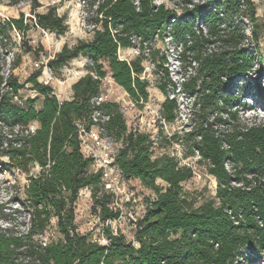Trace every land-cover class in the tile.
I'll return each instance as SVG.
<instances>
[{"label":"trees","instance_id":"trees-1","mask_svg":"<svg viewBox=\"0 0 264 264\" xmlns=\"http://www.w3.org/2000/svg\"><path fill=\"white\" fill-rule=\"evenodd\" d=\"M182 10L179 14L155 0H100L93 37L65 45L48 62L56 72L79 56L89 60L87 69L95 76L88 73L78 79L70 99L59 98L51 86L41 84V70H36L26 80L36 97L19 103L15 96L25 84L0 72V122L9 136L1 151L9 158L6 168L15 166L29 174L33 166L39 167L25 187L29 231L17 234L0 227V264H259V256H264V121L249 124L240 116V107L247 103L234 89L250 72L264 73L257 30H252V46L244 26L247 20L257 22L256 2L187 0ZM36 16L45 30L63 35L69 29L66 16L55 6ZM24 21L22 14L0 24V35L5 36L7 26L24 32ZM166 35L180 45L184 72L177 93L190 99L192 119L188 131L165 139L168 144L183 142L216 178L215 197L201 203L184 186L195 179L191 167L169 154L156 155L160 147L154 145L152 133L130 129L118 103L92 102L108 73L137 105L147 102L145 50L149 56L152 42ZM136 38L141 53L131 60L120 58V50L133 47ZM170 85L177 89L165 69L159 88L166 95L161 116L168 123L180 111L178 95H168ZM257 93L264 104V87L257 85ZM97 109L108 117L103 122L106 134L121 142L115 160L124 177L139 179L155 193L135 223L132 240L104 225L107 242L101 243L81 233L75 222V203L84 188L92 190L94 214L102 223L120 215L109 206L111 193L98 194L102 173L93 171V157L81 147L78 124L89 131ZM32 123L38 126L27 133ZM53 218L60 237L40 239Z\"/></svg>","mask_w":264,"mask_h":264},{"label":"rangeland","instance_id":"rangeland-1","mask_svg":"<svg viewBox=\"0 0 264 264\" xmlns=\"http://www.w3.org/2000/svg\"><path fill=\"white\" fill-rule=\"evenodd\" d=\"M100 0H0V24L11 19H17L24 15L25 31L21 32L15 28L6 27L5 36L0 35V72L5 77H14L18 83L25 84L27 78L33 74L37 68L34 63L50 58L52 59L65 45L70 47L78 43L79 40H89L93 37V27L96 24L97 14L96 6ZM157 3L165 2L168 7H173L182 13L187 0H155ZM204 1V0H194ZM257 6V22L254 24L245 21V30L247 33V42L255 46L252 30L256 29L258 34V49L264 55V0H255ZM39 5V6H38ZM55 6L58 14L67 18L69 25L68 31L59 35L55 32L45 30L38 26L36 13L47 12L50 7ZM200 26V23L197 24ZM152 52L146 49L147 59L144 61L145 77L149 80L148 90L150 96L147 102L137 105L131 103V97L124 88L112 81H106V92L108 100L118 103L124 113L130 129L138 128L153 134L157 144L156 155L169 154L176 157L182 166H189L195 172L197 178L190 179L184 183L185 189L193 194L198 203L205 199H210L216 195L215 179L206 171L203 162H198L199 156L191 155L187 147L181 141H174L168 144L165 137H171L175 133L183 134L191 128V101L189 98L177 93L179 84L183 80L182 74L184 67L178 59L180 45L174 42L171 36L156 38L151 44ZM257 47V45H256ZM141 53L139 39H135L133 47L121 49L119 57L122 59H134ZM163 57H166V61ZM87 60L82 56L70 61L66 67L54 71L58 80L54 81L57 92L65 91L69 86L77 81L73 78L68 69L78 68ZM68 68V69H67ZM165 69L170 71L172 79L177 84V89L173 90V85L168 87L170 97L178 95L180 101V111L174 122L168 123L161 116V104L166 99V95L161 91L159 85L165 77ZM108 73L106 78L110 79ZM61 80V82L59 81ZM257 85L264 87V73L260 70L250 72L246 77L238 79L235 92L240 93L242 102L247 106L240 107L239 114L247 123L264 121L263 100L257 93ZM32 89L21 88L19 90L18 100L23 101L27 97L33 96ZM2 86V92H4ZM253 95V96H252ZM36 97V96H35ZM36 106L41 103V96H38ZM262 102V104H260ZM128 108L125 109L124 107ZM0 130L2 138L0 142V227L7 228L14 233L21 234L29 231L30 220V202L25 193V187L29 183V175L37 174L39 167L33 166L30 173H26L17 167L6 168L9 163L8 156L4 155L5 139L9 137L7 127L1 125ZM119 147L121 142L117 141ZM158 183L165 185L159 179ZM124 214L121 221L113 223L112 228L116 232L123 233L127 239H134L135 223L143 216L146 210V201L148 198H154L155 193L145 187L139 179H131L125 187ZM133 194V198L127 201L126 196ZM95 199L90 188L80 190L78 199L75 203L76 224L81 233H90L95 240L104 239L103 226L94 214ZM57 218L52 219V223L46 228L43 234L38 235L42 240L57 239L60 234L56 228ZM259 264H264V256H259ZM250 264V263H249ZM257 264V263H253Z\"/></svg>","mask_w":264,"mask_h":264},{"label":"built area","instance_id":"built-area-1","mask_svg":"<svg viewBox=\"0 0 264 264\" xmlns=\"http://www.w3.org/2000/svg\"><path fill=\"white\" fill-rule=\"evenodd\" d=\"M50 58L39 60L34 63L35 68L37 70H41V73L38 77V80L41 84L44 85H49L54 89L55 94L60 98L59 93L56 90V87L53 85L55 80H58L56 76L54 75V70L49 66ZM87 63H83L80 65L78 68L75 69H68L69 74L73 77L76 78L77 80L80 79L81 77L87 75L88 73H91L92 75L95 76V74L87 69V65L90 63L88 59ZM109 81L112 83H116L112 77L110 79H107L106 77L102 79V84H101V93L99 96H97L95 99H93V103L96 106H99L102 102L108 100V93L106 92V81ZM61 82V80H59ZM117 84V83H116ZM27 88L32 89L30 83H26L25 85ZM33 91V96L35 97L37 95V92L35 90ZM18 96H15V100H18ZM28 98V97H27ZM19 103H22L23 100L20 99L17 101ZM131 103L134 105V101L131 99ZM125 109L128 107L125 106ZM93 121L94 125L92 128L88 131L85 127V124L79 123L78 128H79V136H80V141H81V147L82 150L84 151L85 154L90 155L93 157V164H92V169L94 172H101L102 173V181H101V186L100 190L98 192L99 195H102L104 192H109L112 194V200L110 202V208L114 211H119L120 215L116 219H108L105 222H101L102 225H112L113 223H118L121 221V218H123L124 214V197L123 193L125 187L128 184V181L124 175L120 167L116 164V155L118 153L119 145L117 144V141H115L111 136H108L106 134L105 128L103 126L104 120H106L108 117L102 115L101 111L97 109L93 116ZM38 124L37 123H32L29 125L28 129H26V132H32L37 128ZM152 138L154 140V145H157V141L155 137L152 134ZM155 148L152 147V149ZM198 155V154H197ZM199 156V155H198ZM196 172L194 171V178H197ZM212 177V176H211ZM215 179V187L217 190L218 183L216 178L212 177ZM131 180V179H130ZM130 198H133V194L127 195L126 199L127 201H130ZM98 217V216H97ZM98 220L100 218L98 217ZM112 228V226H111ZM112 230L114 231L115 234L116 232L113 228ZM105 241L99 240L101 243H106L107 240L104 237Z\"/></svg>","mask_w":264,"mask_h":264},{"label":"crops","instance_id":"crops-1","mask_svg":"<svg viewBox=\"0 0 264 264\" xmlns=\"http://www.w3.org/2000/svg\"><path fill=\"white\" fill-rule=\"evenodd\" d=\"M61 99H70L73 95L72 86H69V88L65 91L58 92Z\"/></svg>","mask_w":264,"mask_h":264}]
</instances>
